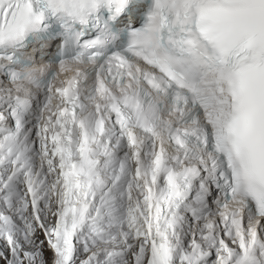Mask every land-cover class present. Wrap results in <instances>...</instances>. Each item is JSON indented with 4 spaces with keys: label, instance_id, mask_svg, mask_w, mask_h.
I'll use <instances>...</instances> for the list:
<instances>
[{
    "label": "snow or ice",
    "instance_id": "6c2138e0",
    "mask_svg": "<svg viewBox=\"0 0 264 264\" xmlns=\"http://www.w3.org/2000/svg\"><path fill=\"white\" fill-rule=\"evenodd\" d=\"M142 5L0 0V264H264V0Z\"/></svg>",
    "mask_w": 264,
    "mask_h": 264
}]
</instances>
